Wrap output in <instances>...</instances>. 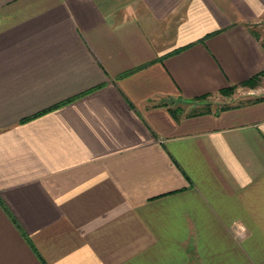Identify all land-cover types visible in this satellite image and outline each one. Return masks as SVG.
Here are the masks:
<instances>
[{"label": "crops", "instance_id": "crops-1", "mask_svg": "<svg viewBox=\"0 0 264 264\" xmlns=\"http://www.w3.org/2000/svg\"><path fill=\"white\" fill-rule=\"evenodd\" d=\"M264 0H0V264H264ZM203 109V110H202Z\"/></svg>", "mask_w": 264, "mask_h": 264}, {"label": "rangeland", "instance_id": "rangeland-1", "mask_svg": "<svg viewBox=\"0 0 264 264\" xmlns=\"http://www.w3.org/2000/svg\"><path fill=\"white\" fill-rule=\"evenodd\" d=\"M262 41L264 43V25L257 28ZM264 96V74L255 82L248 85H239L233 87L229 93H218L204 98L207 108L220 109L226 104L234 102V104H240L244 102L252 101L256 98ZM203 110V109H202Z\"/></svg>", "mask_w": 264, "mask_h": 264}, {"label": "trees", "instance_id": "trees-1", "mask_svg": "<svg viewBox=\"0 0 264 264\" xmlns=\"http://www.w3.org/2000/svg\"><path fill=\"white\" fill-rule=\"evenodd\" d=\"M263 74H264V72H261L259 74L254 75L253 77H251L250 79H248L247 81L242 83L241 85H248V84H251V83H255ZM232 89H233V87H229L227 89H223L220 92L221 93H229V92L232 91Z\"/></svg>", "mask_w": 264, "mask_h": 264}]
</instances>
